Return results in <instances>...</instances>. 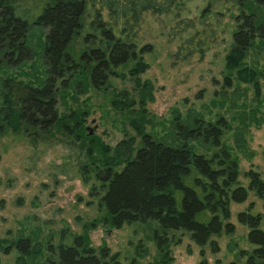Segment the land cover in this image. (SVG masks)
<instances>
[{
  "label": "rangeland",
  "instance_id": "obj_1",
  "mask_svg": "<svg viewBox=\"0 0 264 264\" xmlns=\"http://www.w3.org/2000/svg\"><path fill=\"white\" fill-rule=\"evenodd\" d=\"M249 9L264 24V6L247 8L239 0H183L179 11L169 16L148 15L137 46V49L150 48L139 53L148 63L141 74H131L133 62H129L116 67L113 71L117 74L108 73L99 89L84 75L76 77L78 80L66 90L62 89L60 79L56 81L58 114L84 113L79 134H63L56 129L52 133L33 129L2 130L0 238L14 241L30 236L43 242L46 248L47 243L71 244L74 236L87 232L88 245L102 263L198 264L205 260L207 264L217 261L228 264L234 260L244 264L245 257L240 252L248 251L251 245L247 240L248 228L238 222L237 213L249 210L264 216L263 200L253 191L248 192L245 201L230 203L229 221L235 226L232 233L213 236L200 246L184 232H170L161 250L154 238L158 229L156 221L125 223L118 228L103 223L104 213L99 210L96 194L99 183L83 173L88 155L95 150L90 136L108 146L134 137L139 147L141 138L132 128L131 120L144 106V116L148 119L145 132L170 145L178 144L177 122L192 127L194 118L215 121L222 117L226 122L222 142L238 160L242 184H248L245 173L250 169L264 177V28L263 34L254 38L244 61L259 73V93L252 83L238 81L236 72L225 67L233 33L241 22L237 17ZM94 16L95 11L87 5L83 30L74 43L76 60L85 46L84 36L92 31L89 24ZM182 20H190L192 26L182 34L169 37L170 28ZM190 37L204 40V51L178 57L180 46ZM44 38L42 30H32L28 39L33 52L30 60L15 67L0 68V93L7 79L13 80L12 84L21 81L35 86L45 81ZM139 77L141 83L151 82L152 100L141 102L140 88L135 83ZM121 91H127L135 101L129 110L114 107L113 101ZM43 250L42 256L34 261L31 257L29 264H46L43 255L47 250ZM17 256L13 246L7 253L0 251V264H16Z\"/></svg>",
  "mask_w": 264,
  "mask_h": 264
},
{
  "label": "trees",
  "instance_id": "obj_2",
  "mask_svg": "<svg viewBox=\"0 0 264 264\" xmlns=\"http://www.w3.org/2000/svg\"><path fill=\"white\" fill-rule=\"evenodd\" d=\"M182 1L0 0V68L15 67L30 60L33 52L28 39L34 29L44 32L43 60L47 67V78L40 85L21 81L12 84L13 80L9 79L2 83L0 134L2 130L19 132L23 129L78 133L83 129L84 113L58 114L56 81L60 79L62 89L66 90L84 75L99 89L110 71L115 74L116 67L129 62H133L129 72L141 74L148 63L139 53L150 50L149 46L137 49L145 18L148 15L166 17L178 12ZM239 3L247 8L264 6V0H239ZM87 5L93 8L95 16L89 24L92 31L84 36L85 46L76 60L74 43L83 30ZM237 18L241 22L233 33L225 67L236 72L238 81L252 83L258 94L259 73L244 61L254 38L263 34L264 24L252 9ZM191 26L190 20L176 22L168 35L182 34ZM205 45L200 38H187L177 55L183 58L191 52L199 54ZM135 79L141 102L152 100L151 82L141 83L140 77ZM134 102L127 91L118 92L113 101L115 108L126 110L131 109ZM144 110L141 106L139 114L131 120L132 128L141 138L139 147L134 137L114 146L99 144L96 138L89 137L95 150L88 155L83 174L99 183L96 194L99 210L104 213L103 223L118 228L125 223L156 221L158 229L154 238L162 250L170 232H184L200 246L213 236L232 233L235 226L229 221L230 203L245 201L249 191L263 200L264 208V177L250 169L245 173L248 184H242L238 160L222 142L226 127L222 117L215 121L194 118L192 127L177 122L178 144L170 145L145 132L148 119ZM88 150L91 151V146ZM237 220L248 228L247 240L251 245L248 251L240 252V256L245 257L244 264H264V216L246 210L237 213ZM88 242L87 232L74 236L71 244L47 243L46 248L43 242L30 236L14 241L0 238V251L7 253L9 248L15 247L16 264L31 263L42 256L43 249L47 250L43 255L46 264H108L101 262ZM101 255L105 257L104 251ZM198 264L207 262L203 260ZM228 264L238 262L232 260Z\"/></svg>",
  "mask_w": 264,
  "mask_h": 264
},
{
  "label": "flooded vegetation",
  "instance_id": "obj_3",
  "mask_svg": "<svg viewBox=\"0 0 264 264\" xmlns=\"http://www.w3.org/2000/svg\"><path fill=\"white\" fill-rule=\"evenodd\" d=\"M110 73H111V71H110ZM108 75V74H107ZM106 78H107V76H106Z\"/></svg>",
  "mask_w": 264,
  "mask_h": 264
}]
</instances>
